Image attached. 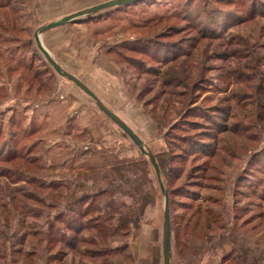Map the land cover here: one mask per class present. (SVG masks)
Listing matches in <instances>:
<instances>
[{
	"label": "rangeland",
	"instance_id": "rangeland-1",
	"mask_svg": "<svg viewBox=\"0 0 264 264\" xmlns=\"http://www.w3.org/2000/svg\"><path fill=\"white\" fill-rule=\"evenodd\" d=\"M62 1L0 0V264H163L165 200L155 169L36 47L41 26L101 4ZM42 41L156 157L172 264H188L184 220L197 210L200 225L226 218L264 231V0H141ZM120 161L136 163L137 180L146 171L155 203L139 225H112L100 238L91 227L102 216L96 205L85 209ZM73 186L84 196L76 222L54 199ZM221 257L218 250L197 264Z\"/></svg>",
	"mask_w": 264,
	"mask_h": 264
},
{
	"label": "trees",
	"instance_id": "trees-1",
	"mask_svg": "<svg viewBox=\"0 0 264 264\" xmlns=\"http://www.w3.org/2000/svg\"><path fill=\"white\" fill-rule=\"evenodd\" d=\"M135 166L136 163L132 162H114L113 167L116 168L117 175L112 179L113 183L104 188V191L97 189L98 193H95L90 203L87 204L86 212L96 205L97 214L102 216L98 219L99 228L95 229L97 225L91 227L96 236L102 238V232L112 225L117 229L139 225L146 211L154 205L155 199L151 191L147 189L150 181L146 177V171H143V181L137 180L138 174ZM117 178L120 180H116ZM67 189L69 192L67 195L55 190L54 199L66 203L65 207L75 214L70 220L75 219L76 222V219H81L83 214L80 210L74 211L78 208L81 198L84 197H80L78 193L82 187L73 186ZM124 197H127L129 202H122ZM198 212L199 210L195 211L191 218L184 220V235L192 243V245L188 244L190 259L186 263L197 264L206 255L221 250L220 264H264V231H256L258 225L252 228L244 224H232L226 218L223 219L224 222L221 225H216L217 223L200 225L196 221L199 218ZM73 232L76 234L75 229Z\"/></svg>",
	"mask_w": 264,
	"mask_h": 264
},
{
	"label": "water",
	"instance_id": "water-1",
	"mask_svg": "<svg viewBox=\"0 0 264 264\" xmlns=\"http://www.w3.org/2000/svg\"><path fill=\"white\" fill-rule=\"evenodd\" d=\"M141 0H110L99 5L78 11L74 14L68 15L62 19L49 23L47 25L41 26L34 34L35 44L39 51L42 53L43 57L46 61L51 65V67L59 74L61 77L67 78L71 82H73L78 88H80L83 92H85L91 99L94 100L96 105L117 125L119 126L123 132L133 141V143L138 147L140 152L146 156L152 167L155 169L159 187L164 196L165 204H164V221H163V264H172V232H171V216H170V205H169V195L165 188L162 174L160 171V167L156 161V157L145 144V142L133 131V129L120 117H118L113 111H111L97 96L95 92H93L84 82L80 79L66 71L50 54V52L46 49L43 44L42 37L45 33L64 27L76 22H79L82 18H90L95 14H100L103 11L117 8L120 6L128 5Z\"/></svg>",
	"mask_w": 264,
	"mask_h": 264
},
{
	"label": "crops",
	"instance_id": "crops-1",
	"mask_svg": "<svg viewBox=\"0 0 264 264\" xmlns=\"http://www.w3.org/2000/svg\"><path fill=\"white\" fill-rule=\"evenodd\" d=\"M52 1L55 2V4H56L57 2H59V3H62V2H63L62 0H52ZM106 1H108V0H99L100 3H102V2H106ZM99 2H98V3H99ZM59 3H58V4H59ZM98 5H99V4H98ZM89 8H90V7H89ZM86 9H87V8H86ZM83 10H84V9H83ZM44 11H47V10L44 9ZM61 12H62L61 9L58 10V11L56 12V13H58V14H56V15H60Z\"/></svg>",
	"mask_w": 264,
	"mask_h": 264
},
{
	"label": "bare ground",
	"instance_id": "bare-ground-1",
	"mask_svg": "<svg viewBox=\"0 0 264 264\" xmlns=\"http://www.w3.org/2000/svg\"><path fill=\"white\" fill-rule=\"evenodd\" d=\"M117 115V114H116Z\"/></svg>",
	"mask_w": 264,
	"mask_h": 264
}]
</instances>
